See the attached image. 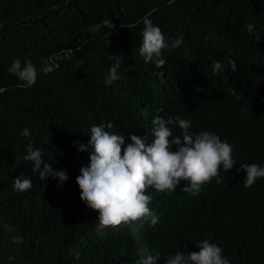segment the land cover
Here are the masks:
<instances>
[{
  "label": "trees",
  "instance_id": "obj_1",
  "mask_svg": "<svg viewBox=\"0 0 264 264\" xmlns=\"http://www.w3.org/2000/svg\"><path fill=\"white\" fill-rule=\"evenodd\" d=\"M148 13L167 43L183 36L178 48L162 51V68L139 52ZM113 24L123 27L115 33ZM64 49L74 52L46 73L44 59ZM113 54L123 63L108 86ZM16 59L36 67L34 86L19 87L9 73ZM217 62L222 71L213 73ZM0 88V264H140L131 226L100 229L99 213L81 201L76 177L91 150L79 148L101 124L124 135L125 145L132 135L151 143L157 116L218 135L237 164L229 172L221 166L222 182L213 179L196 195L183 190L187 181L167 194L148 189L159 220L144 225L142 239L161 254L156 264L185 247L199 251L204 240L230 264H264V178L245 188L240 170L264 166V0H0ZM29 143L66 172L62 186L32 171L24 160ZM22 176L33 183L23 193L13 188Z\"/></svg>",
  "mask_w": 264,
  "mask_h": 264
},
{
  "label": "clouds",
  "instance_id": "obj_2",
  "mask_svg": "<svg viewBox=\"0 0 264 264\" xmlns=\"http://www.w3.org/2000/svg\"><path fill=\"white\" fill-rule=\"evenodd\" d=\"M170 3L174 0H169ZM151 13L142 18L144 25L142 31V44L139 48L140 55L145 62H153L157 68H162L166 61L162 58L164 49L172 50L183 43V36H179L167 43L160 27L154 25L149 19ZM139 23V21L137 22ZM249 32L254 31V25L247 26ZM257 41L260 36L255 37ZM115 64L109 70L105 84L110 86L119 79L118 69L123 63V57L111 55ZM231 71L235 72L237 64L230 60ZM222 64H214L213 73L222 71ZM22 82L19 87L30 88L37 82V70L31 60L19 59L12 62L8 69ZM162 75V73H161ZM6 89L0 88V92ZM240 97H237L239 99ZM151 143L145 138L136 135L130 137L131 143L125 145V137L105 130V125H93L90 129V140L87 145H81L79 151L90 149V164L80 169L76 177V184L80 190V199L87 207L99 213L100 229L117 228L121 225L131 226V233L140 247V264H156L161 258L160 253L153 254L149 251L146 242L142 239L145 224L155 226L159 217L152 212L149 204L152 195L145 194L149 188L157 193H171L181 181H187L188 186L183 190L198 194L202 186L211 183H221L220 169L229 172L237 164L233 159V146L220 137L208 131L198 134L191 131V122L176 117L168 120L155 117L152 120ZM177 124L181 133L173 135L170 125ZM112 128V124L107 125ZM22 136H29L27 127L22 131ZM171 138V139H170ZM173 145L176 150L172 151ZM25 161H30L32 171L38 174L42 182L49 177L59 181L58 187L68 180L64 170L56 171L53 165L46 163L42 152L34 148L33 144L27 145ZM246 172L244 187L250 188L255 182L264 178V166L255 163L241 164V169ZM33 187L30 178L19 177L14 179L13 188L18 192H27ZM16 243H22L19 237ZM199 251L187 252L184 250L175 254H165L164 264H230L223 255V250L208 240L196 245Z\"/></svg>",
  "mask_w": 264,
  "mask_h": 264
},
{
  "label": "built area",
  "instance_id": "obj_3",
  "mask_svg": "<svg viewBox=\"0 0 264 264\" xmlns=\"http://www.w3.org/2000/svg\"><path fill=\"white\" fill-rule=\"evenodd\" d=\"M112 23L111 22H106L105 25L109 26L111 25ZM113 28H114V32L116 33L118 30L122 29V25L117 27L116 24H113L112 25ZM99 28H94L92 30V32H96L98 31ZM73 50L72 49H64V50H61L47 58L44 59V64H45V67H44V71L46 73H49V72H52L54 71L55 69H57L59 66H60V62L70 58V55L73 54Z\"/></svg>",
  "mask_w": 264,
  "mask_h": 264
}]
</instances>
